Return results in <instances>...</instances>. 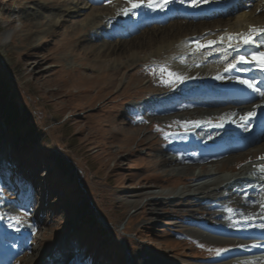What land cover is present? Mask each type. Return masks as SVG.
I'll use <instances>...</instances> for the list:
<instances>
[{"label": "rangeland", "instance_id": "rangeland-1", "mask_svg": "<svg viewBox=\"0 0 264 264\" xmlns=\"http://www.w3.org/2000/svg\"><path fill=\"white\" fill-rule=\"evenodd\" d=\"M249 2L235 0L242 8L256 3ZM128 6V0H0V248L12 252V264H264V231L242 236L220 226L234 219L221 199L228 188L202 185L243 179L262 195L264 173L255 166L264 164V149L249 153L247 146L223 160L212 148L202 160L206 176L198 162L188 172L180 171L183 163L174 165L178 171L159 163L182 154L192 160L203 136L236 124L241 104L197 106L196 121H188L190 108L167 111L170 101H159L151 89L150 80L165 73H136L139 66L153 72L166 64L185 75L172 91L193 81L257 78L248 64L237 65L248 71L207 73L204 63L171 52L180 37L159 40L160 31L177 26L224 29L234 14L197 11V17L191 9L150 16L163 10L146 5L118 14ZM149 36L156 38L153 47H133ZM256 41L238 55L264 52V35ZM10 101L16 121L6 112ZM229 105L233 111L224 114ZM138 119L144 124L134 131ZM215 207L226 213L219 221L207 216Z\"/></svg>", "mask_w": 264, "mask_h": 264}, {"label": "bare ground", "instance_id": "bare-ground-1", "mask_svg": "<svg viewBox=\"0 0 264 264\" xmlns=\"http://www.w3.org/2000/svg\"><path fill=\"white\" fill-rule=\"evenodd\" d=\"M173 1H174L173 3L175 4L172 3L171 7L166 8L165 10L163 9L162 12H159L158 10L157 11L152 10L146 15L153 16L157 13H161V15H169L172 14L173 11L176 12L180 11L181 13H183L185 10L189 12L191 9H192L191 15H193V13L195 12L194 15L197 17L200 16L198 15V13H196L197 11H200L199 13H201V15H214V14H224V13L234 14L233 22L230 23L231 25H229L228 27H224V29L216 26L209 27L210 26L209 25V26H205V30H200V27L201 28L203 27L202 25L198 27L196 30H194V32H188L189 27L185 28V26L184 27L177 26L172 31L169 32L166 31L163 32L164 30L160 31V36H159L160 41L161 40L164 41L170 38L180 37L179 38L180 41H178L177 43L176 42L172 43L170 47L172 50L171 52L176 54V56L184 55L185 57L184 60H186V62L188 63L189 62L204 63L206 65L205 69L207 73L223 72L227 64L230 63L233 59H235L243 49V48L241 49L228 48L227 41L220 43L219 37L223 36L225 32H230V33H236L241 31L246 32L248 30L249 25L264 26V14L257 15V13L260 10H264V0H250L249 3L253 1H256V3L254 5L252 3L248 4L247 7L245 8H242L241 6L237 5V3H235V0H207V2L201 0L199 6L196 7L192 6L191 0H184V3H181L180 0H173ZM150 19L151 18H149L148 20ZM154 34L159 35L158 32ZM152 36H149L148 38L145 39L146 41L143 43L144 46H140L141 44H139V46L133 45V47L136 48L140 47L141 49H143L142 47L145 48L153 47L156 43V38L154 39L155 36L154 37ZM197 40H199L201 43H205L208 40H217L218 43L212 46H208L196 50L195 41ZM261 46L264 47V41L262 42ZM225 56H227V60H225ZM165 65L166 64L158 65L153 70V72L145 68L146 66L144 67L139 66L136 69V73L138 72L139 74L145 73L147 75H151L152 73L161 72V68L165 69ZM164 73H165L164 79H168L167 73L166 72ZM188 75L195 77L196 75L199 74L198 72L190 71ZM181 76L185 77L183 73ZM254 79L258 82V87L264 90V79L260 76ZM174 83L165 84L162 78L156 81L150 80V86L152 87L151 89L159 91L158 94L159 101L164 103L166 102V100L170 101L168 107L165 106L167 107L166 109L167 111L171 112L180 108L184 110L190 108L189 112L186 110L184 112V116L190 118L188 119V121L190 120L196 121L197 114L198 112H200L199 111L200 108H198L197 106L210 107L219 102H227V104L224 105H228L229 103L233 102V103L241 104L240 105L241 107L237 111L238 118L236 124L234 123L235 125L222 126L221 130L219 126L218 128L213 129L214 133L210 132L209 134L203 136L204 139L202 144L203 148L198 152H196L195 157L190 158L192 160L185 158L184 154L179 155L175 159H166L162 157L159 160V163L162 166L169 167L171 171H178L179 167L178 166L174 167V165L176 163L177 164L183 163L184 165L182 166V168H180V171L188 172V170L191 169V167L195 164L194 162H198V164H200L201 166V167L199 166V168L202 169V175L206 176L208 174H207V170L205 169V163H203L204 161L202 162V160L203 158H205L206 155L212 153L211 152L212 148L215 149V151L213 152V156L223 160L224 159L234 160L236 157L243 155L244 151L228 156L226 153L236 149L246 148L247 146H248L247 150L249 151V153H253L255 150L264 149V142H263L264 120L257 121L256 117H253L249 121L245 122V121H241L240 119L246 113L253 110L255 105H262L260 108H258V110L264 112V98L259 97L258 94L252 92L246 86L241 85L238 82H234V81L227 83H220V82L214 83L208 80L206 82H203L202 80L193 81L188 85L178 86L175 90L172 91V85ZM162 90H165V92L167 93H162ZM236 92L241 94L238 101H236L235 99ZM155 104L156 102L154 103V108L156 110L158 108L156 107ZM232 111H233V105L231 106L229 105L224 109V114H229ZM177 120L178 117L166 118L165 122L168 124H172ZM143 124L144 121L138 119L137 125L134 127V129L136 128V130L134 131H137L139 128H141ZM242 124L244 125L243 127L241 126ZM144 144H145L144 140L140 139L138 145L142 146ZM162 150L165 151V149ZM223 181L224 180H219L214 178V179H209L207 180V182L202 184L204 187L205 186L208 187L209 185H216L218 189L226 188V187L228 188V195L226 197H222L221 199L227 204V210L232 209V212L234 213V219L225 220L224 222H221L219 225L222 227H229L233 232H237L242 236H247L249 233H251L252 228L257 230L262 229L261 231H264V228L259 227L260 224L264 223V209H261L260 207V201L262 195L264 198V192H262L263 193L262 195L259 194L253 195V193L255 192L253 184H249L247 183V181H244L243 179H238L237 182L233 181L230 184V186H228L227 183L225 184ZM215 194L216 191H213V197H215ZM198 196L199 194H195L191 198L195 199ZM220 210L218 211V209L215 207L213 211L211 210L212 212H207V216L209 218H214L219 221L220 219H217L218 216H224L226 214L225 212L223 213L220 212ZM239 216L244 217L245 220L243 222L237 221L236 219ZM246 217H252V219H246ZM13 228L17 229L18 227L15 225ZM237 228H240L241 230L239 231ZM243 229L245 230L243 231ZM7 255H11V254L8 253ZM70 259H71L70 256H67L65 261L69 260L70 262L72 260Z\"/></svg>", "mask_w": 264, "mask_h": 264}, {"label": "snow or ice", "instance_id": "snow-or-ice-1", "mask_svg": "<svg viewBox=\"0 0 264 264\" xmlns=\"http://www.w3.org/2000/svg\"><path fill=\"white\" fill-rule=\"evenodd\" d=\"M170 2L171 0H128L129 6L119 9L118 14L128 15L129 13H133L134 9H137L142 5H146L147 7L152 9L163 10L168 6ZM180 2L184 3V0H180ZM200 2L201 0H191V4L193 7L199 6ZM204 2H207V0H204ZM262 34H264V26L249 25L248 30L246 32L245 31L236 32V33L225 32L223 36L219 37V42L223 43L227 41L228 48L241 49L246 45L255 44L257 42L256 38L260 37ZM217 43H218L217 40H208L205 43H201L199 40H197L195 41L196 50L208 46H212ZM225 60H227V56H225ZM238 64L254 65L257 69L260 70L261 73H264V52L254 51L250 55H238L235 59H233L230 63L227 64V66L224 68V71L230 72L233 69H237ZM237 70L248 71V69H237ZM164 72H167V76H168V79L162 78L165 84H172L176 81H183L185 79V77L177 73L161 68V73ZM215 78L217 80H222L224 79V76L218 73ZM235 79L239 84L246 86L252 92L258 94L259 97L264 98V90L258 87V82L254 78L242 79L239 76H237ZM261 106L262 105H255L252 111L246 113L244 116L240 118L241 121L246 122L249 121L251 118L255 117L257 115L256 109L260 108ZM241 126L243 127L244 125L242 124ZM260 158L264 159V157H260ZM255 167L260 173H264V164L256 165ZM260 207L261 209H264V201H260ZM228 211H232V209H228ZM12 219L17 224H20L22 222V218L20 216L13 217ZM246 219H252V217H246ZM259 227L264 228V223L260 224ZM216 251L217 254H219V252L223 250L217 249Z\"/></svg>", "mask_w": 264, "mask_h": 264}, {"label": "trees", "instance_id": "trees-1", "mask_svg": "<svg viewBox=\"0 0 264 264\" xmlns=\"http://www.w3.org/2000/svg\"><path fill=\"white\" fill-rule=\"evenodd\" d=\"M2 94V92L0 91V95ZM13 105L11 104V101H10V105H8V103L6 104V108H7V110H6V112H7V114H8V117L9 116H12V120L14 119V116L13 115H15L16 113L14 112L15 111V109L12 107ZM14 121H16L15 119H14Z\"/></svg>", "mask_w": 264, "mask_h": 264}]
</instances>
